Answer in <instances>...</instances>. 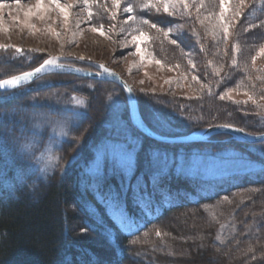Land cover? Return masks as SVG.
Listing matches in <instances>:
<instances>
[{
  "label": "rangeland",
  "instance_id": "1",
  "mask_svg": "<svg viewBox=\"0 0 264 264\" xmlns=\"http://www.w3.org/2000/svg\"><path fill=\"white\" fill-rule=\"evenodd\" d=\"M59 2L65 7L67 18L55 4L50 3V0H43V7L39 10L35 7L37 0H19V6L17 0H0V45L16 46L25 50L23 55L16 54L11 47L7 52L0 50V61H2L0 80L16 75L14 74L16 71L40 64L49 57H60L61 62L95 72L100 69L97 65L103 64L107 69L117 72L129 84L134 94L136 92L141 97L142 102L147 101L149 106L146 107L149 110L143 109V111L146 118L155 125L162 124L180 133L184 132L181 130L186 127L196 131L205 123L228 121L231 114V118L243 120L244 116L240 112L252 110L254 115L248 116L249 124L252 126L255 124V128L263 130L264 0H244L243 11L246 15L244 18L230 17L227 38L218 23L221 19L220 0H183L188 4L187 11L192 13L191 16L187 14L173 16L163 12L165 2L170 6L175 4L178 11L184 12L181 0H120L118 7L115 6L114 0H88L87 5L84 0H59ZM149 2L160 7L161 11L157 13L155 7L142 11L139 5ZM237 2L238 0H231L230 3H226L225 8L230 9ZM129 5L133 7L131 13L124 11ZM89 12L92 13L91 16ZM155 17L170 19L174 24L171 29H163L152 21ZM144 20L148 23H143ZM153 23L157 25L156 28L151 27ZM169 30L173 35L165 36L164 33ZM176 35H181L183 39L190 37L194 42L183 43L176 39ZM173 39L177 41L176 44L171 42ZM212 40L216 42L221 40L225 43L223 56L227 59L229 67L223 70L212 66V61L217 56L213 44L208 43ZM13 56L17 58L10 59ZM80 57L84 59H78ZM49 74L35 79L34 85L42 87L62 81L64 84L67 82L68 84L64 86L72 87L73 92L60 88L45 94L42 99L35 97L33 103L46 104L47 108H34L24 112L20 117L22 123L24 120L21 152L29 157L28 172H35L38 176L51 172L57 162L55 149L68 138L70 128L76 125L81 117L91 114L93 118H97L98 106L107 113L105 125L109 130L117 123L118 116L120 120L126 122L132 136L140 139L134 133L131 121L129 122L130 113L126 95L116 83L107 84L99 80L92 82L91 80L95 81V79L86 77L81 78L88 80L71 81L69 76L55 77ZM215 75L228 78L224 81H229L231 85L226 86L225 83L214 85L215 81L210 77ZM240 76L249 80L248 85L240 81ZM256 78L260 79V82L256 85L251 84V80ZM23 86L12 91L0 92V99L31 88ZM215 90L219 93L221 107L212 110L202 105L197 110L198 96L208 99ZM73 97L76 99L73 100ZM77 101L82 103L78 104ZM162 105H170L167 106L168 114L160 110L159 106ZM107 132L109 134V131ZM106 137L99 136L92 145L93 157L83 167L86 178L94 180L99 179L102 174L113 173L124 175L127 173L129 176L134 170L136 151L133 153L130 170L127 168L126 157L125 162L117 164L115 171L111 162H98L96 154L105 147ZM229 138L231 137L215 139L226 141ZM152 146L145 152L146 168H148V153L156 149L167 153L174 160V163L165 168L166 173L173 171L176 175L202 180L205 183L230 179L231 176L243 173L256 174L264 169V165L254 159L256 156L264 159V141L251 143L250 149L256 155L253 158L229 146L222 149L188 148L179 145ZM141 182L145 183L143 180ZM199 190L204 194L213 192V187L207 184ZM255 191H257L255 188L236 191L222 197L219 202L221 205L227 204V207H231L228 205H233L236 201V203L249 201V195ZM163 195L157 197L161 203H165L168 199ZM134 201L136 202L135 199ZM151 204L149 200L140 201L138 215H149L150 211L146 206ZM215 205L202 207L206 211L213 207L217 208ZM110 207L114 218L125 231L136 227L138 222L134 217L129 219L116 205L112 204ZM238 210L218 223L215 231L216 242L224 243L236 235L240 226L235 220L239 218L236 213ZM190 213H194L193 210ZM244 218L246 219L243 234L250 237L256 235L258 228L264 223L263 214H247ZM149 235L154 239L165 233L157 226L148 235L145 234L141 241H145Z\"/></svg>",
  "mask_w": 264,
  "mask_h": 264
},
{
  "label": "trees",
  "instance_id": "2",
  "mask_svg": "<svg viewBox=\"0 0 264 264\" xmlns=\"http://www.w3.org/2000/svg\"><path fill=\"white\" fill-rule=\"evenodd\" d=\"M152 21L163 29H171L174 24L171 23L172 20L163 17H155ZM176 39L183 43L194 42L190 37L183 39L181 35H176ZM213 40L208 41L213 44V50L217 55L212 61V66L223 70L229 67L227 59L223 56L226 46L221 40L217 42ZM38 65L16 71L14 74L31 70ZM49 75L69 76L71 81L88 80L68 73L55 72ZM220 76L209 77L215 81L214 85L219 83L231 85L229 81H224L228 78ZM234 78L233 80L237 82ZM240 81L248 85L249 80L241 77ZM259 82L258 78L251 80V84L254 85ZM104 83L115 85L107 81ZM66 84L68 83L58 81L36 87L32 82L23 86L31 87L26 91L0 99V264L264 263V223L258 228L256 235L250 237L243 234L246 219L244 217L247 214L260 213L264 216V169L256 174L243 173L231 176L230 179L214 180L208 183L176 175L170 171L160 178L158 185L163 190L160 194H164L163 196L168 199L165 203H161L157 199L161 195L155 194L154 198L149 200L152 204L146 206L150 211L149 215H138L140 206H137L131 193L123 197L127 211L125 212L122 206L119 208L129 219L134 217L138 222L136 227L125 231L111 212L112 204L105 205L101 202V195L97 194L96 186L100 180L101 193L122 192L123 186L128 183L126 176L123 173L102 174L99 179L92 180L86 178V174L83 173V167L93 157L92 145L99 136H108L109 128L105 125L107 113L101 106L97 107V118H93L91 114L87 117L83 116L70 128L68 138L55 149L57 162L51 172L44 176H38L30 170L28 172L29 157L21 152L24 120L22 123L20 117L24 115V112L34 108H47L46 104L33 103L35 97L42 99L46 96L45 94L60 88L73 92L72 87L64 86ZM218 95L219 93L215 90L208 99L198 96L199 102L196 109L198 110L202 105L212 110L220 108L221 102ZM136 97L141 118L153 132L165 136H178L193 130L186 127L181 130L184 132L180 133L162 124H153L146 118L144 112L149 110L146 107L149 106L147 101L142 102L138 94ZM167 106L159 107L168 114ZM253 113L252 110H243L240 112L244 116L243 120L231 118V114V119H227L228 121L205 123L199 128L229 124L250 134L264 133V127L263 130H259L258 127L255 128V124L254 126L249 124L248 116L254 115ZM133 129L134 133L140 137L141 147L136 151L135 167L129 175L132 177V183L137 177L142 178L145 183H150L147 175L148 168L145 164L147 158L145 152L148 147H153L152 145L211 147L212 149L229 146L240 150L243 155L252 158L256 156L250 149L251 143L233 138L226 141L215 139L230 137L229 134L218 133L212 135L208 141L177 145L155 141L134 127ZM254 159L264 165L263 158L256 156ZM207 184L213 187V192L200 193V187ZM247 188L257 190L249 197L247 196L249 201L243 203H236V201L233 205H228L231 207L220 204L219 200L222 197ZM149 190L151 191V188ZM213 204H216L217 208L213 207L211 210L204 211L203 205ZM192 210L194 213H190ZM236 210H238L236 213L239 218L235 220L240 224L236 235L224 243L216 242L215 231L218 223L226 220V217ZM88 225L92 227L88 228ZM157 226L161 227L165 235L154 239L149 235L142 242V237L145 234L148 235ZM82 228H87V232L81 233Z\"/></svg>",
  "mask_w": 264,
  "mask_h": 264
},
{
  "label": "snow or ice",
  "instance_id": "3",
  "mask_svg": "<svg viewBox=\"0 0 264 264\" xmlns=\"http://www.w3.org/2000/svg\"><path fill=\"white\" fill-rule=\"evenodd\" d=\"M85 5L88 4V0H84ZM231 0H220V17L221 19L218 20V23L220 25L221 31L224 33L225 38H227L228 34V27H229V19L231 16L244 18L245 12L243 11L244 7V0H238L237 3L232 5L230 9H226L225 5L226 3H230ZM50 3L55 4L56 8L59 9V11L65 15V18H67V12L65 7L61 6L59 0H50ZM120 0H114L115 6H119ZM17 5L19 6V0H17ZM181 6L185 10L184 12L178 11L175 4H172L171 6L165 2L163 5V12L168 13L169 15L178 16L187 14L189 16L192 15L190 11H187L188 4L184 3L183 0H181ZM203 4L201 3V7ZM36 9H41L43 7V0H37L36 3ZM140 9L146 10L150 7H155V10L157 13L161 11L160 7H156L155 5L149 3H142L139 5ZM171 7V11H170ZM125 12L131 13L133 11L132 5H129L124 9ZM31 12V9L29 10ZM227 13V15H226ZM28 14V13H26ZM199 14V9H198ZM89 15L91 16L92 13L89 12ZM143 23H148L147 20H144ZM201 23H203L201 21ZM152 28H156V24H151ZM96 30V29H94ZM165 36L173 35L171 30L164 33ZM173 44H176L177 41L173 39L171 41ZM11 47L16 54L23 55L24 49H21L16 46H6V45H0V50L7 52L8 48ZM31 51V50H30ZM17 56H13L10 59H15ZM60 57H49L47 59H44L42 63L39 64L38 67H36L32 71H26L23 72L20 75H15L11 79H4L0 80V88H13L18 89L22 84H25L27 82L32 81L34 78H36L39 74L47 73L51 68H64L66 65L58 63L60 60ZM78 59H84L83 57H80ZM2 62V61H0ZM235 63V61H233ZM98 68L103 69L104 73H107L109 75H115L114 73H111L109 69H107L103 64L97 65ZM73 73H80L83 70L80 68H73L71 70ZM89 75H92L89 73ZM95 75H100V73H96ZM127 87V85H125ZM128 91L131 92V88H128ZM223 98V97H221ZM76 98L73 97V100ZM78 104L82 103V101H77ZM117 123L113 125L110 130L109 134L106 137V145L102 150H99L96 154V158L99 161H103L105 163L111 162L113 165V170H116V166L119 162H125L126 157V164L127 168L130 170L132 168L133 164V153L135 151H138L141 147V142L138 137H133L131 132L128 129V126L126 122L120 120V118L117 116ZM139 126L143 127V122L139 121ZM220 127H232L229 124L220 125ZM237 131L243 132V129H236ZM149 159H148V179L150 183H142V178L137 177L136 183H132V177L128 176L127 173H125L126 179L128 181L127 184L123 186L122 192H103L101 193V181L98 180L96 191L97 194L101 195V202L105 205L113 204L117 207H124L125 212L127 211L126 205L124 204L123 197L127 195L128 193H131L133 198L137 202V206L139 207V203L142 200H151L153 199L154 195L158 192H162V189H159V181L160 178L163 175H166V172L164 171L165 168H168L172 163H174V160L169 157L167 153H162L159 150L153 149L148 153ZM99 167V164H98ZM151 187L152 191H149V188ZM92 225H88V228H91ZM87 228H82L81 233H86ZM159 235V233H157Z\"/></svg>",
  "mask_w": 264,
  "mask_h": 264
},
{
  "label": "water",
  "instance_id": "4",
  "mask_svg": "<svg viewBox=\"0 0 264 264\" xmlns=\"http://www.w3.org/2000/svg\"><path fill=\"white\" fill-rule=\"evenodd\" d=\"M58 63L60 64H64L66 65V67L64 68H51L47 73H42L39 74L36 78H34L32 81L27 82L23 85H27L31 82H33L35 79H37L40 76H43L45 74H49V73H55V72H59V73H68V74H72L78 77H86V78H91V79H95V80H99V81H111L116 83L125 93L126 98L128 100V104H129V113H130V121L132 123V125L134 126V128H136L137 130H139L142 134H144L145 136L161 142V143H167V144H187V143H196V142H204V141H208L209 137L211 135L214 134H218V133H224V134H229L231 138L236 139V140H240V141H244L247 143H259L264 141V133L261 134H250L246 131L243 130V132L237 131L236 129H240L238 127L232 126V127H220V125H211V126H207L204 128H201L199 130L196 131H192L190 133L187 134H183V135H178V136H165V135H160L157 134L155 132H153L150 128H148L140 115V111H139V107H138V103L135 97V94L132 90V88L129 86V84L117 73L114 72L112 70H110L111 73H114L115 75H109L107 73H104L102 69H98L97 72L92 71V70H86L83 69L81 67L72 65V64H68L65 62H61L58 61ZM90 65L92 63H89ZM95 68H97L95 65H93ZM38 67V66H37ZM36 68V67H35ZM35 68H33L32 70H34ZM73 68H80L83 71L80 73H73L71 70ZM30 70V71H32ZM89 73H91L92 75H89ZM96 73H100V75H95ZM22 74V73H20ZM20 74H16V75H20ZM15 76V75H13ZM13 76H9L6 77L4 79H11ZM1 79V80H4ZM125 85H127V87H125ZM20 86V87H21ZM128 88H131V92L128 91ZM14 90L13 88H0V92H7V91H12ZM139 121L143 122V127L139 126Z\"/></svg>",
  "mask_w": 264,
  "mask_h": 264
}]
</instances>
